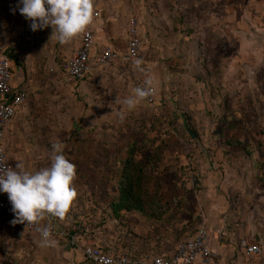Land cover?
Returning a JSON list of instances; mask_svg holds the SVG:
<instances>
[{"label": "crops", "instance_id": "0c3cea01", "mask_svg": "<svg viewBox=\"0 0 264 264\" xmlns=\"http://www.w3.org/2000/svg\"><path fill=\"white\" fill-rule=\"evenodd\" d=\"M261 3L264 7V0ZM238 4V54L247 60V64L252 63L253 59L257 63L261 55L259 51H255L258 38L252 27L253 30H258L262 7L249 10L251 0H238ZM17 5V2L13 5L9 23L5 22L6 16L3 14L4 24L0 23V54L9 57L12 84L24 89L26 98L3 129L5 157L11 167L14 168L17 161H21L28 171L34 172L50 166L52 144L62 143L63 154L67 159L79 163L73 181L78 195L63 220L48 217L41 221L50 224L52 238L57 241L55 246H42L36 231L13 225L11 221L2 222L0 264H90L84 260L79 250L69 246L67 242L66 233L74 224L81 226L82 244L99 245L114 253L123 252L135 258L136 264H145L144 255L151 257L170 253L176 244H168V241L175 240L166 234L168 230L164 228L167 217L163 213L167 209L172 210L173 205L166 203L164 188L157 187V193L150 191V185L143 179L142 186L136 189L137 192L140 191L141 200L127 197L128 201L121 203L128 206L124 209L118 201L120 172L114 169L115 166L110 167V164L119 160L118 150H124V160L128 148L141 145L140 142L127 140L126 136L120 138L121 141L118 138L120 133L131 130L138 124L150 127L151 123H157V118L169 115L171 130L192 131L191 126L196 122L189 115L196 111L186 112L191 109V103L188 104L187 99L196 101L197 108L203 110L200 99L207 95L209 86L208 80L199 73L198 68L205 52L204 44L207 43L206 29L223 36L224 28L230 26L224 22V17L226 16L227 21L230 17L215 8L206 14L202 25L192 17H184L179 25L174 18L167 19L159 10L153 9L149 0H95L99 18L93 25L94 47L90 56L104 46H110L121 53L124 51L129 16L136 19L141 46L138 56L132 61L125 63L116 60L105 66L91 63L84 78L74 82L57 69V63L78 47V37L61 44L56 35H52L51 27L33 32L30 28L31 21L20 14ZM261 24L264 27V23ZM6 28L12 31L9 42H6ZM138 58L143 61V71L134 67V61ZM208 64L216 66L213 59ZM149 78L153 79V104L146 105L140 101L133 107L126 105L124 101L135 96L133 83H145ZM76 97L79 102L75 101ZM193 141L191 145L198 146L205 145L207 140ZM232 143L229 139H222L220 145L223 152L212 155L215 160L220 161H210L207 169L202 167L199 154H195L196 184L193 187L191 183L184 182L185 184H181L182 188L177 187L172 193L179 200L178 212L174 218L180 219L175 225L191 226L199 216V225H203L206 230L209 248L218 255L215 264H234L231 259L237 253L234 250L236 240H232L230 235L227 237L228 241L220 236L224 217L220 213L221 209L228 204L239 212L224 217L227 223L232 222L228 221V217L238 220L234 223L238 226L246 222L249 207L244 195L246 172L243 165L234 162L238 168H231L228 165L231 161L228 159L227 162V157H224L230 153L228 147ZM71 149L74 154H71ZM135 153H138L137 149ZM166 156L169 157L166 153L165 156H155L160 162L159 166L168 162ZM170 157L175 158L172 154ZM260 157L264 159V151L260 153ZM258 169L251 171L250 176L261 177L262 171ZM166 170H170V167H166ZM161 171L165 172L162 168ZM162 173L158 172V176ZM144 174L148 177L150 172L147 170ZM249 187L248 192L254 196L253 208L257 212L254 217L258 215V237L253 244L261 247L262 258L255 259L252 264H264V218L259 214L264 211V191H260L264 187L259 185V189L255 188L254 182ZM224 188H231L239 193L242 190L243 193L240 196L237 194L235 201L229 203L228 195L223 194ZM156 194L157 198L151 196ZM2 195L8 199L6 193L2 192ZM247 223L250 224V221L247 220ZM211 225L214 231L208 228ZM197 226L186 236L192 235ZM241 233L238 232V236ZM250 257L252 256H247Z\"/></svg>", "mask_w": 264, "mask_h": 264}, {"label": "rangeland", "instance_id": "374dc122", "mask_svg": "<svg viewBox=\"0 0 264 264\" xmlns=\"http://www.w3.org/2000/svg\"><path fill=\"white\" fill-rule=\"evenodd\" d=\"M15 2L18 4L19 0H0V23L2 22L4 24L2 18L4 15L6 16V23L11 21L9 16L12 15ZM149 3L151 7H154L153 9L159 10L167 19L174 18L175 22L177 20L179 25L182 23L184 17L187 19L190 17L197 19L198 23L202 25L207 17L206 14L218 8L220 13L223 11L224 15L230 17L229 21H227L226 16L224 17V22L230 26L228 28L223 27V36L215 34L214 31L209 32L206 29L207 43L206 45L204 44L205 52L203 53L202 59L200 58L201 66L198 67L199 73L208 80L207 85H209L207 86V95L200 99L202 100L201 107H203V110L197 108L198 104L196 101L192 102L190 98L187 99L188 104L191 103L189 105L191 109H187L186 112L196 111V113L194 112L191 115L188 114L190 118L194 117L192 119L196 122L193 124L194 126H191V128L193 127L191 133L196 134V136L189 137L184 129L171 130L168 120L170 117L166 115L164 118L161 117V119L157 118L158 120H155L158 126L155 123H151L150 127L143 125L146 127L143 128V126L141 127L138 124L135 128L131 130L127 129L124 133H120L118 138L120 140V138L126 136L127 140L140 142L141 145L144 144L141 147L140 153H132L135 156L134 158L132 156L133 161H144L142 151H148L151 156H149L150 162L143 170L145 173L148 170L150 174L148 177L144 176V178L151 187L150 191L156 192L157 187H163L166 203L170 206L173 205L172 210L167 209L164 213L162 212L167 217L165 218L166 227L164 228L168 230L166 234L172 240H175V242L168 241V244L170 243L171 246L175 245L180 238L191 234L194 227L201 224L199 216H197L196 224L194 223L191 226L175 225L176 221L180 218H174L178 212L177 208H179L177 206L179 203L178 198L172 195L174 189L177 187L182 188L181 184H185L184 182L191 183L193 187L196 184L194 181V178L197 177V173H195L196 164L194 163L196 159L195 154H199V159L202 160V167L207 169L210 161H213V163L220 161L219 159L215 160L212 155L215 154L216 156L220 152H223V150L221 151L222 146L220 145L222 139L232 141L233 143L228 147L230 153L227 152V156L224 157H227V162L228 159L231 161V163H228L231 168H233L232 166H235V169L236 167L238 168L234 162L243 165V169L246 172L244 176L246 186L244 195L247 203H249V207L246 211V222L240 223L238 226L234 225L238 220H232V217H228V221L231 220L232 222L227 223L224 217L239 212L233 210L232 206L228 204L223 210L221 209L220 213L222 215L224 214V217L220 236L221 238H227L230 235L232 240H236L234 250L237 253L231 259L235 262L234 264H252L255 262V259L261 258V253L258 256H252L250 258L244 257L237 243L239 239H245L250 244L257 241L258 231H256V219L258 215H256V218L254 217L257 213L253 208L254 196H251L248 189L250 188L249 185H253V182L256 184L255 188L259 189V185L264 187V159L260 157V153L264 151V54H262L264 53V27L261 24V22L264 23V7L262 6L261 0H251L252 5H248L249 10H256L262 7L263 14L259 18V24L257 23L259 26L258 30H253L252 27V31L257 33L256 37L258 38L257 49L255 51H259V55L261 56L257 60V63L255 61L256 59H253L251 61L252 63L247 64V60L242 59L238 54V0H149ZM6 30L8 31L6 42H9L11 41L12 31L9 28H6ZM1 38L2 36H0V40ZM212 59L216 62V66H209L208 63ZM75 101L79 102L77 97ZM194 139L207 141L205 145L199 144L198 146H192L191 143H194ZM208 140H212V142ZM215 140L218 141L215 142ZM74 141H77V139H74ZM119 152L118 150L117 157H119V160L116 163L113 161L110 164L112 168L115 166L114 169L117 172H120V169L123 167L124 160L122 157L125 155L124 150ZM74 153L71 149V154ZM165 153L169 155V157L166 156L165 158L168 162H165L164 166H162L163 164L160 165V167V162L157 161L155 156H158V154L165 156ZM171 154L175 158L170 157ZM74 164L76 166L79 165L77 162ZM166 167H170V170H166ZM107 168L110 170L108 166ZM161 168L165 171L164 173H162ZM256 169L262 171L260 173L263 179L258 175H255V177L253 175L250 176V172ZM158 172L162 174L158 176ZM260 191H264V188ZM242 193V190L239 193L233 191L231 188L229 190L224 188L223 190V194L228 195L229 203L235 201L237 196H240ZM151 196L158 197L157 194ZM159 197H161L160 194ZM140 200L139 195L138 201ZM259 214H261L260 217L264 218V211L262 213L260 211ZM247 220L250 221V224L247 223ZM208 228H211L213 231L215 230L212 225ZM238 232L244 233L238 236ZM215 234L218 233L215 231ZM233 234L235 236H231Z\"/></svg>", "mask_w": 264, "mask_h": 264}, {"label": "clouds", "instance_id": "9594fccd", "mask_svg": "<svg viewBox=\"0 0 264 264\" xmlns=\"http://www.w3.org/2000/svg\"><path fill=\"white\" fill-rule=\"evenodd\" d=\"M22 5V6H21ZM17 8L22 16L31 21L33 32L51 27L52 35L61 44L85 34L93 23L95 0H19ZM142 59L134 61V67L141 68ZM147 87L134 89L135 96L124 101L133 107L153 94L150 87L153 79L146 80ZM51 163L37 171H28L25 164L17 161L11 167L0 157V192L6 193L15 219L13 225H39L48 217L63 220L69 212L78 193L73 186L76 165L63 154L60 142L52 144ZM42 246H55L51 226L36 227Z\"/></svg>", "mask_w": 264, "mask_h": 264}, {"label": "built area", "instance_id": "2783aa9c", "mask_svg": "<svg viewBox=\"0 0 264 264\" xmlns=\"http://www.w3.org/2000/svg\"><path fill=\"white\" fill-rule=\"evenodd\" d=\"M98 18L99 12L95 9L93 23L89 26L85 34L78 36V47L66 58L57 63V69L72 81L77 82L82 80L91 68V63L97 66L109 65L116 60L127 63L138 56L141 41L136 19L133 16H129L126 22L125 32L127 39L125 49L122 53L110 46H104L99 51H96L94 55L90 56V52L94 47L93 25ZM9 61L7 55L0 54V157L6 163L8 161L2 145L3 129L13 119L16 111L22 106L26 98L24 89L12 84V69ZM137 87H147V85L142 81H135L133 83V90ZM140 101L146 105H152L154 102V90L152 95ZM11 207L10 201L0 192V224L4 221H12L15 219ZM16 225L24 227L29 231H36V227H43L50 224L48 222H40L39 225L35 226L19 223ZM36 232L40 237V233L38 231ZM80 234L81 226L74 224L67 231L66 239L69 246L81 252L86 262L90 264L137 263L135 258L123 252L114 253L108 249H103L99 245L82 244L80 242ZM237 246L246 257L257 256L261 253L258 245L247 243L245 239H239ZM217 256V253L209 248L206 230L202 225H198L193 234L179 240L170 253L151 257L144 255L143 259H145V264H215Z\"/></svg>", "mask_w": 264, "mask_h": 264}, {"label": "trees", "instance_id": "16d2710c", "mask_svg": "<svg viewBox=\"0 0 264 264\" xmlns=\"http://www.w3.org/2000/svg\"><path fill=\"white\" fill-rule=\"evenodd\" d=\"M143 147L139 145L137 147L133 146L128 148L127 155L123 161V167L120 171V182H119V204L124 209L128 208L126 205H121L122 202H127V197H134L137 201L140 195V191H136L142 186L143 179L145 180L143 175V170L150 161V155L148 151H142L141 153L144 155V161H133L132 160V153ZM150 156V157H149ZM134 188V189H133Z\"/></svg>", "mask_w": 264, "mask_h": 264}, {"label": "water", "instance_id": "95a60500", "mask_svg": "<svg viewBox=\"0 0 264 264\" xmlns=\"http://www.w3.org/2000/svg\"><path fill=\"white\" fill-rule=\"evenodd\" d=\"M187 132H188V134H189L191 137L194 136L193 133H191V131L187 130Z\"/></svg>", "mask_w": 264, "mask_h": 264}]
</instances>
